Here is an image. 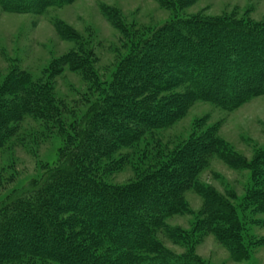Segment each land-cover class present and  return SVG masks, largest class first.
I'll list each match as a JSON object with an SVG mask.
<instances>
[{
  "label": "trees",
  "instance_id": "1",
  "mask_svg": "<svg viewBox=\"0 0 264 264\" xmlns=\"http://www.w3.org/2000/svg\"><path fill=\"white\" fill-rule=\"evenodd\" d=\"M65 1L0 0V7L29 12ZM140 43L142 49L126 57L119 67L122 73L102 89L101 99L76 125L65 120V107L56 101L50 78L34 80L15 70L0 82V147L26 115L54 127L65 140L60 164L0 204V264H187V258L199 263L193 255L168 257L155 237L163 228L170 237L186 238L164 223L186 210L188 189L206 198L203 230L214 232L235 259L246 257V228L236 208L199 180L212 155L242 161L213 130L140 170L128 184H109L98 173L118 164L104 163L115 149L133 146L147 131L172 124L191 100L233 108L263 95L264 24L195 17L166 24ZM86 59L72 52L53 67L60 69L62 61L77 69ZM176 82L187 84L183 98L152 102ZM255 200L263 212L264 192Z\"/></svg>",
  "mask_w": 264,
  "mask_h": 264
},
{
  "label": "rangeland",
  "instance_id": "2",
  "mask_svg": "<svg viewBox=\"0 0 264 264\" xmlns=\"http://www.w3.org/2000/svg\"><path fill=\"white\" fill-rule=\"evenodd\" d=\"M195 17L264 24V0H69L29 12L0 7V82L15 70L34 80L50 78L56 101L65 107V120L76 125L101 99L102 89L122 73L119 67L126 57L142 49L141 41L152 39L166 24ZM72 52L84 60L87 57L85 65L74 69L60 61V69L53 67ZM176 83L156 94L152 102L161 97L183 98L187 84ZM210 129L242 161L212 155L199 180L236 208L246 228V257L235 259L214 232L203 230L200 222L207 201L194 189L184 192L186 210L164 223L186 238L170 237L163 228L155 237L168 257L193 255L199 260L187 258V264H264V211L255 204L258 193L264 192V94L248 97L233 108L191 100L172 124L147 131L133 146L115 149L104 163L118 164L98 174L113 185L133 182L140 170L158 165ZM56 130L26 115L0 147V204L61 163L65 140ZM15 264L57 263L25 260Z\"/></svg>",
  "mask_w": 264,
  "mask_h": 264
}]
</instances>
